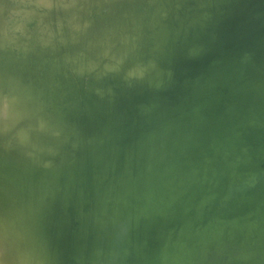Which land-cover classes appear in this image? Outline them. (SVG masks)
<instances>
[{
    "label": "clouds",
    "instance_id": "1",
    "mask_svg": "<svg viewBox=\"0 0 264 264\" xmlns=\"http://www.w3.org/2000/svg\"><path fill=\"white\" fill-rule=\"evenodd\" d=\"M161 259L264 264V0H0V264Z\"/></svg>",
    "mask_w": 264,
    "mask_h": 264
},
{
    "label": "water",
    "instance_id": "2",
    "mask_svg": "<svg viewBox=\"0 0 264 264\" xmlns=\"http://www.w3.org/2000/svg\"><path fill=\"white\" fill-rule=\"evenodd\" d=\"M87 210H88L87 206L85 205L84 212L86 213ZM63 222L66 224L67 228L70 231L82 228L83 224L85 223L84 219L79 216V214L77 213V211L71 204L68 206L67 212L63 217ZM147 239H148V234L143 232L140 237V243H142L143 241ZM175 240H176L175 236L169 234L168 236L163 237L161 239L160 245H158L156 249L163 250L165 247H170L172 244L175 243ZM166 261L167 260L161 259L157 261L156 264H162V263H165Z\"/></svg>",
    "mask_w": 264,
    "mask_h": 264
},
{
    "label": "bare ground",
    "instance_id": "3",
    "mask_svg": "<svg viewBox=\"0 0 264 264\" xmlns=\"http://www.w3.org/2000/svg\"><path fill=\"white\" fill-rule=\"evenodd\" d=\"M143 232L148 234V239L145 241L150 247L154 249H156L158 245H160L161 239L163 237L169 235V233L166 230L153 227L152 225L149 224L144 225ZM145 241H143L142 243H144ZM148 263L151 264V262H146V264ZM162 264H170V262L166 261L165 263Z\"/></svg>",
    "mask_w": 264,
    "mask_h": 264
}]
</instances>
